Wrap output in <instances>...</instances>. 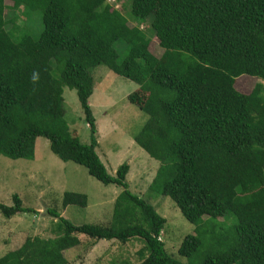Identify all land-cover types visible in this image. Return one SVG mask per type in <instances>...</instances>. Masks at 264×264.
<instances>
[{
  "label": "trees",
  "instance_id": "trees-1",
  "mask_svg": "<svg viewBox=\"0 0 264 264\" xmlns=\"http://www.w3.org/2000/svg\"><path fill=\"white\" fill-rule=\"evenodd\" d=\"M12 7L39 10L36 38L6 29L0 0V154L30 159L38 136L59 159L84 166L103 184L121 187L108 225L79 224L55 209L54 237H25L0 255V264H67L63 250L73 234L95 240L139 239L136 264H193L170 254L159 239L165 218L129 190V166L110 175L95 151V118L88 97L91 69L103 64L137 83L128 95L147 115L135 143L159 166L149 187L172 199L196 227L183 237L179 256L190 258L212 219L233 217L231 244L206 253L199 264H264V0H130L129 22L106 0H10ZM150 19L162 49L155 56L137 23ZM127 45L121 61L117 41ZM256 78L249 92L236 78ZM63 87L74 89L90 129L83 143L64 119ZM86 195L64 192L62 205L85 206ZM0 203L10 217L25 211L14 194ZM106 264H115L108 262Z\"/></svg>",
  "mask_w": 264,
  "mask_h": 264
},
{
  "label": "rangeland",
  "instance_id": "rangeland-1",
  "mask_svg": "<svg viewBox=\"0 0 264 264\" xmlns=\"http://www.w3.org/2000/svg\"><path fill=\"white\" fill-rule=\"evenodd\" d=\"M110 1L129 22H137L131 14L130 0ZM5 4V28L8 30L11 25H15L14 36L27 34L36 38L43 28L40 11L22 5L14 8L10 0H5ZM135 25L146 32L150 39V51L159 56L162 49L157 37L151 32L150 19ZM113 47L118 54V61H121L127 53V45L119 40ZM91 74L93 89L88 103L95 118V151L112 176L121 163L128 164L125 180L129 190L146 200L165 218L159 237L166 250L181 262L199 264L206 253L216 252L231 244L235 219L232 216L223 222L221 218L212 219L202 228L199 249L190 258L177 254L183 237L192 234L196 227L181 214L171 198L149 187L159 161L134 141V135L147 119L145 112L128 100V95L137 90V83L115 74L103 64L94 66ZM258 80L262 84L261 94L264 97V79ZM255 83L254 77L240 76L236 78L234 87L237 91L246 93ZM62 97L64 119L69 132L81 142L89 143L91 133L84 120L76 91L63 87ZM120 191L119 186L98 181L84 166L59 159L51 152L49 141L43 136L35 138L34 155L30 159L10 158L0 154V203L11 205V197L16 194L22 207L26 208L10 217H4L0 213V255L19 246L25 237H54L56 219L50 215L48 208L55 209L76 225H108L114 199ZM64 192L85 194V206H63ZM73 235L77 237V244L63 250L67 264H136L139 260L137 250L142 245L139 239L125 242L105 239L97 241L81 233Z\"/></svg>",
  "mask_w": 264,
  "mask_h": 264
},
{
  "label": "built area",
  "instance_id": "built-area-1",
  "mask_svg": "<svg viewBox=\"0 0 264 264\" xmlns=\"http://www.w3.org/2000/svg\"><path fill=\"white\" fill-rule=\"evenodd\" d=\"M107 2L110 3L111 5L113 4L110 0H108ZM159 239H160V237H159Z\"/></svg>",
  "mask_w": 264,
  "mask_h": 264
}]
</instances>
